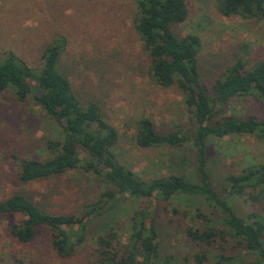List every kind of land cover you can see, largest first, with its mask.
I'll return each instance as SVG.
<instances>
[{"label": "rangeland", "instance_id": "1", "mask_svg": "<svg viewBox=\"0 0 264 264\" xmlns=\"http://www.w3.org/2000/svg\"><path fill=\"white\" fill-rule=\"evenodd\" d=\"M184 1L188 16L174 31L179 37L194 34L200 38L198 64L204 84L211 87L238 56L246 62L247 70L264 60V20L225 17L217 10V0ZM34 2L37 1L9 0L0 10V65L12 52L37 70L46 48L64 38L66 45L59 66L78 99L97 103L103 118L117 130L115 153L120 162L144 181L171 175L195 181L194 154L189 147L144 149L135 141L137 121L143 117L151 118L160 131L179 129L189 133L192 129L190 114L177 87L159 86L148 74L149 58L132 22L135 0H66L58 11H36ZM29 82L33 86L32 80ZM224 113L263 118L264 104L253 96H244L231 101ZM60 139L56 123L32 97L20 102L10 88L0 91V202L22 194L47 213L79 216L85 205L95 201L106 188L112 189L82 169L20 185L19 161L50 158L45 143ZM208 158L212 185L222 191L228 174L264 164V139L252 135L213 138ZM230 202L243 217L263 213L262 204L247 197ZM119 207L114 221L106 215L94 218L85 241L66 259L53 251L46 228L38 229L31 242L21 243L11 236L10 228L21 222L22 216L0 213V264H97L96 237L113 226L117 234L113 245L123 252L129 243L130 219L141 210L150 212L158 234V255L152 264H197L194 255L201 252L208 253L210 261L206 264H212L220 248L225 255L238 257L237 263L229 264L256 261L253 255L243 253L234 239L207 246L188 237V229L203 228L198 213L214 214L199 196L177 193L168 201L126 198Z\"/></svg>", "mask_w": 264, "mask_h": 264}, {"label": "trees", "instance_id": "2", "mask_svg": "<svg viewBox=\"0 0 264 264\" xmlns=\"http://www.w3.org/2000/svg\"><path fill=\"white\" fill-rule=\"evenodd\" d=\"M135 9L133 27L149 58V76L159 86L177 87L192 121L189 133L179 129L160 131L151 118L143 117L137 121L136 144L144 149L189 147L194 154L195 181L182 175L144 181L120 162L115 153L119 141L117 130L103 118L97 103H82L78 99L59 66L66 45L64 38L46 48L41 56L42 66L37 70L9 52L0 65V91L10 88L20 102L32 97L56 123L61 134L60 140L45 143L50 158L19 161L18 183L26 186L82 169L112 188H106L95 201L85 205L79 216L47 213L22 194H14L0 202V213L22 216L21 222L11 226V236L21 243H29L38 229L44 227L50 233L53 251L59 258L66 259L85 241L87 228L94 218L106 215L114 221L120 212L121 200L168 201L182 193L203 198L214 211V214H197L203 228L188 229L191 240L209 246L231 238L243 253L255 257L256 261L250 264L264 263V164L249 165L239 174H228L222 191L213 187L207 165L209 143L213 138L252 135L264 139V117L224 113L231 101L244 96H253L264 104V60L247 70L246 62L238 56L209 87L200 79V38L194 34L179 37L174 31L175 26L187 19L185 1L135 0ZM217 10L225 17L264 20V0H217ZM239 197L261 203L263 213L239 215L230 202ZM129 226V243L121 253L113 245L117 238L113 226L96 237L94 259L97 264L153 263L158 255V234L150 212L138 211ZM194 260L197 264L210 261L205 252L194 255ZM237 261L236 255L227 256L220 248L211 262Z\"/></svg>", "mask_w": 264, "mask_h": 264}, {"label": "crops", "instance_id": "3", "mask_svg": "<svg viewBox=\"0 0 264 264\" xmlns=\"http://www.w3.org/2000/svg\"><path fill=\"white\" fill-rule=\"evenodd\" d=\"M9 0H2V3L0 5V10L4 8V6L8 3ZM37 2H34L33 6L36 8V11H58L66 5V0H35ZM64 2V3H63ZM38 3V5H37ZM41 4V5H40ZM32 10H35L32 8Z\"/></svg>", "mask_w": 264, "mask_h": 264}, {"label": "built area", "instance_id": "4", "mask_svg": "<svg viewBox=\"0 0 264 264\" xmlns=\"http://www.w3.org/2000/svg\"><path fill=\"white\" fill-rule=\"evenodd\" d=\"M1 1V0H0Z\"/></svg>", "mask_w": 264, "mask_h": 264}]
</instances>
